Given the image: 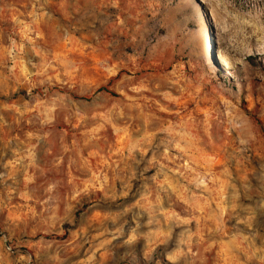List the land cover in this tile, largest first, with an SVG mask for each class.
Masks as SVG:
<instances>
[{"label": "rangeland", "instance_id": "374dc122", "mask_svg": "<svg viewBox=\"0 0 264 264\" xmlns=\"http://www.w3.org/2000/svg\"><path fill=\"white\" fill-rule=\"evenodd\" d=\"M261 126L264 0H0V264H264Z\"/></svg>", "mask_w": 264, "mask_h": 264}, {"label": "trees", "instance_id": "16d2710c", "mask_svg": "<svg viewBox=\"0 0 264 264\" xmlns=\"http://www.w3.org/2000/svg\"><path fill=\"white\" fill-rule=\"evenodd\" d=\"M99 91H104V92H106V93H108V94L116 95L115 92L109 90V89L106 88V87H102V88H100ZM79 98H80V99H87V100L89 99L88 96L79 97ZM261 130H262L263 135H264V128H263L262 126H261Z\"/></svg>", "mask_w": 264, "mask_h": 264}]
</instances>
